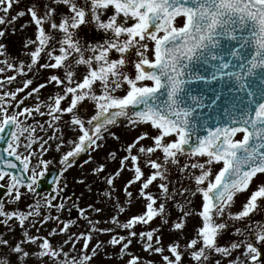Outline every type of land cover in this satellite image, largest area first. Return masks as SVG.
<instances>
[{"label": "snow or ice", "instance_id": "1", "mask_svg": "<svg viewBox=\"0 0 264 264\" xmlns=\"http://www.w3.org/2000/svg\"><path fill=\"white\" fill-rule=\"evenodd\" d=\"M19 2L0 0V25L14 24L25 15L31 17L34 38L25 42V48L31 49L27 53L30 63L20 61L18 67L6 60L2 63L25 75V69L32 71L34 66L63 70V75L48 77L46 83H54L60 90L49 96L47 102L37 97L33 107H23L12 114L8 106L33 81L26 79L24 88L0 93V133L11 127V138L3 149L7 155L0 156V160L8 169H16L8 172L0 168V181H5L0 186L6 187L7 195L6 201L0 200L3 217L0 222L7 226L14 220L24 229L20 243L11 246L7 239H0V245H9L21 264L31 255L41 259L42 264H48L49 259L53 264H90L91 256L86 252L79 259L70 257L48 237L32 235L24 227L30 218L40 215V201L27 205V210L18 206L24 195L21 188L37 194L51 163L38 158L47 151L44 147L47 141L40 144L39 153L32 150L38 139L33 135L36 129L25 125L19 117L46 114L52 127L68 115L66 123L76 138L65 141L62 135L57 137L60 140L57 150L63 152L60 163L66 166L51 181L56 185L53 192L57 195L62 191L63 171L81 153L100 148L106 133L120 139L111 128L121 119L130 127L147 125L155 132L154 135L141 132L123 146L125 154L119 157V169L105 177L107 184L114 187L115 177L126 168L131 170L134 175L124 191L131 197L128 186L140 182V196L146 201L144 212L123 224L116 216L112 217L113 224L129 230L127 237L113 236L109 241L114 246L122 244V255L127 254L132 243L130 237L138 235L146 251L161 254L163 264H184L185 255L190 257L189 264H209L213 253L222 258L236 253L234 259H227V264H264V220L255 219L257 213L264 211V182L251 189L255 179L264 176V0H50L42 8L33 4L13 15L10 10ZM53 5H62L66 11L57 18V7ZM89 25L103 32L105 38L95 42L85 40L81 33ZM4 35L0 30V37ZM4 54L5 45L0 43V55ZM45 58L46 62L40 63ZM81 66L85 69L82 74ZM4 71L0 68V72ZM14 78L9 76L7 80L10 83ZM44 87L42 83L32 88L28 96ZM85 101H91L95 109L87 119L79 113ZM22 104L23 100L17 101L18 108ZM42 107L48 109L47 113L41 111ZM202 109H208V114L199 111ZM210 120L214 126H209ZM201 129L206 134L201 135ZM24 133H29L24 145L27 155L17 151ZM145 139L152 143L144 145ZM180 156L186 157L182 165ZM7 157H15L20 167ZM109 157L116 160L117 153L110 152ZM32 159H37L35 165ZM92 159L89 155L84 163ZM142 162L152 169L150 174L145 175ZM169 165L177 166L182 175L186 173L192 186L170 189ZM216 165L220 167L217 169ZM105 168V164H99L92 171L100 175ZM154 182L159 194L150 191ZM246 191L250 192L246 202L233 212L235 197ZM197 194L201 204L194 209L190 197ZM176 195L184 199L176 202L181 215L172 224L173 229L183 230L187 218L193 215L199 217V224L184 244V251L179 242H174L167 248L170 255H165L158 229L139 233L134 229L137 224H149L157 216L165 217L166 201L175 200ZM42 199L43 206L53 207L56 196ZM6 204L17 206L9 211ZM55 207L59 210L64 204ZM117 208L124 211L119 204ZM80 213L84 215L85 210L80 209ZM51 218L45 216L40 222ZM71 223L64 222L59 231L66 232ZM230 223L235 239L221 244ZM93 230L111 231L96 229L94 225ZM80 235L84 237L83 249H88L91 235ZM24 244H36L38 251H26ZM139 261L138 256L132 255L127 264ZM0 264L11 261L3 258ZM215 264H221V260Z\"/></svg>", "mask_w": 264, "mask_h": 264}, {"label": "rangeland", "instance_id": "2", "mask_svg": "<svg viewBox=\"0 0 264 264\" xmlns=\"http://www.w3.org/2000/svg\"><path fill=\"white\" fill-rule=\"evenodd\" d=\"M50 0H20L19 4H15L13 9L10 10L14 15L19 10H26L33 4H39L42 8L43 5L49 4ZM57 7V18L59 13L66 11V9L61 6L53 5ZM31 17L25 15L20 17L14 24L11 25H0V30L5 32V35L0 37V43L5 45V54L0 55V68H4V72H0V93L4 91H16L18 88H24V81L26 79H31L33 83L25 88L23 92L17 93V100L8 106L9 114H12L18 110H22L23 107H33L38 101L47 102L48 97L55 95L60 89L54 83H46L48 77L52 74L63 75V70H55L48 68H33L32 71H27L25 69V74H20L15 68L8 69L5 63L2 61H8L19 66L20 61H24L25 64L30 63V56L27 54L31 49L25 48V42L29 38H34L35 25L30 23ZM24 25V27H21ZM15 29V31H13ZM85 40L95 42L102 41L105 38V34L95 28L94 25L85 26L81 33ZM46 62V58L42 59L40 63ZM129 70H132V66L129 65ZM85 69L83 66L79 68V73H84ZM15 77L10 83L7 77ZM45 84L44 88H41L39 92L33 93L28 96V92L32 88L38 87L40 84ZM123 94V91L120 92ZM10 99V98H9ZM23 100V104L17 107V101ZM41 111L47 113L48 109L45 107L41 108ZM94 105L91 101H85L80 105L79 113L82 117L87 119L92 114H94ZM20 120L24 121L25 125H32L36 129L33 135L37 137V142L33 145V149L36 153L40 152V144L43 141H47L44 147L47 149L39 159H45L51 161L49 168L61 165L62 169L65 165L60 163L62 151L57 150V144L60 140L57 137L63 136L65 141L72 140L76 138V133L72 128L66 123L69 119L68 115H64L63 118L57 122L54 126L50 127L51 118L48 115H40L39 113H33L32 116L27 117L20 116ZM149 132L150 134H155L154 130L147 125H139L136 127H130L126 120L121 119L120 123L111 128V132H114L116 136L120 139L116 140L112 136L105 134V139L102 142L100 148L95 149L91 153H81L76 162L71 166L67 167L66 171H63L60 187L62 191L57 195L56 192H52L56 199L52 201L53 207L43 206L42 197L48 196V194H33L27 192L26 188H21V192L24 193L21 200L18 202V206L21 210H27V205L33 204L35 201H40L42 205L41 213L39 216L30 218L26 222L25 228L30 234L48 237L55 246L63 248L65 252L69 253V256H75L78 259L85 252L91 256L90 264H127V261L132 255L138 256L140 258L139 264H148L149 261L152 264H163L162 256L159 253L152 251H146L144 249V241L137 235L135 237H130L132 243L127 249V254H121L120 245H112L109 241L113 236H128V229L117 227L112 223V217L116 216L121 224L125 223L132 216L141 215L145 210L146 201L140 196V182H136L128 186V191L132 193L129 197L125 191V185L128 181L132 179L134 173L129 169H124L121 174L114 179V187L109 186L106 182L105 177L115 173L119 167V157L123 156L125 153L123 151V146L127 143H131L141 132ZM29 133H24L21 137V146L17 149L18 152L27 155V151L24 147L28 143ZM52 137V139H49ZM237 138H240L239 136ZM144 145H150L151 140L145 139L142 141ZM64 151L67 150L65 145ZM110 152L117 153V159L113 160L109 157ZM89 155L92 156V161L85 164L84 161L88 160ZM160 153H156L159 156ZM155 158V157H153ZM181 165L186 162L185 156L179 157ZM32 165L37 163V159L31 160ZM99 164H105V171L97 175L92 169L97 167ZM145 175L151 173L152 169L145 165L143 162L141 164ZM220 165H216L218 169ZM61 169V170H62ZM61 173V172H60ZM60 175V174H59ZM83 181V182H81ZM169 182L170 189L175 188L177 190L182 187H191V182L187 179V174H181L178 167L175 165H169ZM264 182V176H258L254 183L251 185V189H255L256 185ZM0 184L4 185L5 181H0ZM155 186V187H152ZM56 185L52 187L55 188ZM150 191L154 194H159V188L156 186L155 182L150 186ZM110 192L111 195H106L105 193ZM250 192H243L235 197V203L232 207V211L235 212L239 210L243 203L246 202ZM192 200L191 207L194 209H199L201 204V197L197 194L194 197H190ZM183 197L176 195L175 200H167L166 216L155 217L149 224H137L135 226V231L137 233L141 231H148L151 229H158V235L161 237V245L164 247L165 255H170L167 251L168 245L174 242H179L181 245V251H184V244L187 239H190L194 234V229L199 224V217L196 215L187 218V223L183 230H175L172 224L181 215L179 209L176 207V202H183ZM2 200H7V195L3 197ZM161 201H158V203ZM60 203L64 204L62 209H57L55 205ZM117 204L124 208L123 212H120L117 208ZM91 205L92 207H89ZM17 205L6 204V210H12ZM80 209H84V215H81ZM95 209H100L99 212ZM52 217L49 220L41 223L40 221L45 217ZM59 217V219H57ZM164 219H167V223H164ZM255 219L264 220V211L256 214ZM0 221H3V217H0ZM72 221L66 232H60L59 229L63 227L64 222ZM92 221L93 224H90ZM93 225L96 229H111V231H94ZM56 230L53 234V230ZM234 229L231 227L230 230L226 231L221 237V244H225L228 241L235 239L233 236ZM23 232L18 222L9 221L6 226L0 222V239H7L9 245L14 246L16 243H20L23 240ZM90 234L91 240L89 241L88 249H83V240L80 234ZM68 241V243H65ZM126 242V241H125ZM123 243V242H122ZM9 245H0V259L6 258L11 261V264H21L17 255L11 251ZM23 247L26 251L35 252L38 251L36 244H24ZM92 249H95V254H92ZM236 253L230 258H222L218 254L213 253L210 257L209 264H215L216 260H221V264H227V259H234ZM63 258V257H61ZM47 259V258H45ZM184 264H189L190 257L185 255L183 257ZM24 264H42V260L37 258L35 255H31L25 258ZM48 264H53L49 259Z\"/></svg>", "mask_w": 264, "mask_h": 264}, {"label": "water", "instance_id": "3", "mask_svg": "<svg viewBox=\"0 0 264 264\" xmlns=\"http://www.w3.org/2000/svg\"><path fill=\"white\" fill-rule=\"evenodd\" d=\"M193 94H197V92H193ZM199 111H203L204 113L208 114V109H202ZM212 116H215L216 113H210ZM207 118V115L204 117ZM209 126H214V121L210 120L209 121ZM11 131V127L9 126L8 129H6L5 132L0 133V136H3L4 139H0V156H5L6 157V153L3 152V149L7 147V143L6 140L10 139L11 137L9 136V132ZM201 135L206 134L203 129H201L200 132ZM8 159L13 160L14 163L17 164V167H20L19 161L15 160V157H7ZM0 168H3L5 171L8 172H15L16 169H8L2 162V160H0ZM59 174V169L53 168L51 170L48 171L46 178L41 181L40 186L37 188V193H43L45 191H47L49 194L52 193V186L53 184L51 183L52 179L54 176H57ZM6 193V189L0 187V200L3 197V195Z\"/></svg>", "mask_w": 264, "mask_h": 264}]
</instances>
